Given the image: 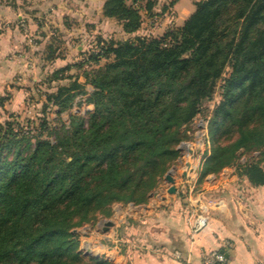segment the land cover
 Returning <instances> with one entry per match:
<instances>
[{
	"label": "trees",
	"instance_id": "16d2710c",
	"mask_svg": "<svg viewBox=\"0 0 264 264\" xmlns=\"http://www.w3.org/2000/svg\"><path fill=\"white\" fill-rule=\"evenodd\" d=\"M136 0H104L102 15L124 33L141 25ZM155 0H146L151 17ZM181 27L159 38H98L48 100L56 113L83 93L93 109L87 129L72 119L54 142L48 124L34 126L31 149L13 123L0 125V264H110L82 255L75 226L113 203L144 205L158 176L178 155L185 128L210 99L223 71L221 100L212 110L202 175L234 166L252 186L264 184L256 160L236 165L238 151L264 153V0H198ZM47 58L55 55L47 46ZM106 60L96 69L89 66ZM88 68V69H86ZM91 91L85 90V86ZM3 148L11 159H3ZM27 152L24 153V150ZM77 217V222L73 219Z\"/></svg>",
	"mask_w": 264,
	"mask_h": 264
},
{
	"label": "rangeland",
	"instance_id": "374dc122",
	"mask_svg": "<svg viewBox=\"0 0 264 264\" xmlns=\"http://www.w3.org/2000/svg\"><path fill=\"white\" fill-rule=\"evenodd\" d=\"M97 1L96 3L99 4V1ZM196 1L198 0H155L151 9V17H149L144 10L146 0H136L135 3L140 8L141 25L136 32L130 34L122 31L120 22L116 20L98 21L97 18L99 16L96 14L94 20H92L94 21L93 24L92 22H82V25L78 26L70 22L69 26H71V29L78 28L85 33H82V38L79 36H72L71 39L68 38L70 40L69 45H79L81 46V51L86 52L96 44L98 38L107 42L110 40L124 41L136 36L159 38L170 29L181 27L193 12ZM26 2L27 0H0V46L5 45L2 47L0 54V79H2V81L0 80V125L11 122L14 129L20 128L28 139V141L23 143V147L27 146V149H31L36 140L35 135L38 133L34 129V126L39 125L42 119L48 124V133L41 128L39 131L43 132V137H47L54 142L59 136L64 135L68 131L72 119L76 121L77 119H81L82 123L80 127L87 129L88 118L93 106L86 100L83 93H79L74 96L70 108L56 113L57 107L52 101L47 99L48 95L55 93L58 85L67 84L69 79H64L63 77L71 75V73L73 76H77L78 79L82 77V81L80 82H83V72L79 69H73L71 72L54 73L60 67H56L55 61L47 58L45 46L48 43H45L44 51L39 49L41 46L38 41H43L44 37L42 36V39L39 35L34 34V30L32 29L35 25L27 22L26 18L29 16V13L25 12V8H21L25 7ZM127 2L130 3V0H127ZM32 9L28 8L27 11L30 12ZM18 14L20 18L16 20L15 17ZM46 23L47 25L44 26V30L51 37L48 39L49 44L52 45V48H56L55 54L57 53L62 57L65 52L64 47L66 46L64 36L66 37L67 34L59 31L54 26L56 24L49 23L48 21ZM4 33L6 35H2ZM10 43H16L15 48H12V50ZM71 50L72 56H76V59L72 60L73 63L80 61V55L75 47H72ZM105 62L106 60H100L98 64H93L89 66V69H86H96L104 65ZM228 72L229 67H226L221 78L216 82V88L212 97L202 102L200 114L184 129L185 137L176 146L179 153L167 165V169L162 176L157 177L150 191V197L156 194L159 189H165L170 185L164 179L165 174H170L172 177L180 179V175L187 173L189 175V182L194 183L195 181V191L201 189L204 177L201 169L209 154L208 142H211V138L207 136L209 118L211 117L212 110L221 100L219 87L222 84V79L227 76ZM87 87L89 86L86 85L85 90ZM27 149L24 150V153L27 152ZM262 150L263 148L261 147L249 151H238L235 161L236 165L256 160L263 167L264 153ZM2 151L3 159H11V153L6 148H3ZM178 195L181 197V194ZM126 204L113 203L107 214L95 211L91 214L89 220L81 223V226L77 224L78 226H75L74 230H77L79 233L78 240L80 241L81 237H85L92 229L94 230L98 222L105 227L108 222L113 224V210L115 209V211L119 212L118 215L120 216L121 211L126 210ZM77 220V217L73 219L74 222H77ZM122 225L125 224L120 223L119 227ZM82 226L89 227L85 230V234L82 233ZM110 227L112 228V225L106 229H110Z\"/></svg>",
	"mask_w": 264,
	"mask_h": 264
},
{
	"label": "crops",
	"instance_id": "0c3cea01",
	"mask_svg": "<svg viewBox=\"0 0 264 264\" xmlns=\"http://www.w3.org/2000/svg\"><path fill=\"white\" fill-rule=\"evenodd\" d=\"M98 1L99 4L96 0H27L25 7H21L29 13L27 22L35 25V29L31 27L34 34L44 37L43 41H38L40 50H45V43H48L47 48L51 38L44 30L46 21L56 24L59 31L67 34L64 36V55L53 58L56 67L73 63L76 56L71 54L72 47L78 53L81 51L79 45L70 46L68 38H82L85 32L71 29L70 22L78 26L82 22L93 24L95 14L99 16L98 21H115L102 15L104 0ZM28 8L33 9L28 12ZM15 18L17 20L20 15ZM15 44H11V50ZM4 46H0V54ZM73 69L71 67L69 72ZM81 78L78 80L82 81ZM200 192L207 199H222L223 204L210 208L206 227L193 240L188 237L186 210L181 197L177 193H167L164 206H154L148 200L131 213L122 210L120 218L129 219L128 224L106 229L105 233L93 230L80 238L79 247L82 242L90 241L99 251L98 259L109 257L110 264H207L204 256L211 252L223 254L228 264H264V184L252 186L234 166H230L218 174L205 175ZM116 242L121 245L120 250L116 248ZM173 251H179L180 258H172Z\"/></svg>",
	"mask_w": 264,
	"mask_h": 264
},
{
	"label": "built area",
	"instance_id": "2783aa9c",
	"mask_svg": "<svg viewBox=\"0 0 264 264\" xmlns=\"http://www.w3.org/2000/svg\"><path fill=\"white\" fill-rule=\"evenodd\" d=\"M86 90L88 92L91 91V87H87ZM174 182L173 186L175 187V193L181 194V199L183 201L184 209L186 210V217H187V224H188V230H189V240H193L194 237L200 233L207 225L208 218H209V211L211 207H220L223 204L222 199H207L205 196L202 195V193L199 191H195V181L194 183L189 182V175L187 173H183L180 175V179H177L173 177ZM171 185V184H170ZM167 186L165 189H159V191L156 194H153L152 197L149 198L150 202L154 206H164L166 202V195L168 193ZM136 207H139V205H134L132 203H127L125 208L127 213H131ZM113 228H118L121 224H128L129 219H122L118 215L119 212L113 210ZM118 215V217H117ZM116 220V221H115ZM83 227V226H82ZM81 227V228H82ZM105 226H103L100 222L96 223L94 231H103L102 229ZM89 228V227H88ZM86 227L82 228V233L85 234V230L88 229ZM111 228V227H110ZM93 231V229H92ZM105 233V231H103ZM107 237H105L106 239ZM116 248L120 250L121 245L116 242ZM79 250L81 251L82 255H88L94 258H98L99 251L97 247L90 244L88 241L82 242V245L79 247ZM172 258H180V252L179 251H173L171 253ZM111 258L104 259L103 261L110 262ZM204 261L207 264H228L226 258L223 254L217 253V252H211L207 253L204 256Z\"/></svg>",
	"mask_w": 264,
	"mask_h": 264
},
{
	"label": "water",
	"instance_id": "95a60500",
	"mask_svg": "<svg viewBox=\"0 0 264 264\" xmlns=\"http://www.w3.org/2000/svg\"><path fill=\"white\" fill-rule=\"evenodd\" d=\"M164 179H165V181H166L167 183L171 184L170 187H169L168 190H167L168 193H175V187L172 185L173 182H174L173 177H172L170 174H165V175H164ZM111 225H112V223H111V222H108V223L106 224V227H104L102 230H103V231L106 230V228H107L108 226H111Z\"/></svg>",
	"mask_w": 264,
	"mask_h": 264
},
{
	"label": "bare ground",
	"instance_id": "6f19581e",
	"mask_svg": "<svg viewBox=\"0 0 264 264\" xmlns=\"http://www.w3.org/2000/svg\"><path fill=\"white\" fill-rule=\"evenodd\" d=\"M186 153H187V151H186Z\"/></svg>",
	"mask_w": 264,
	"mask_h": 264
}]
</instances>
